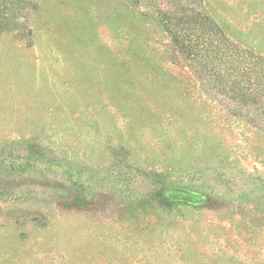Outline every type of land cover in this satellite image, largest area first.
I'll list each match as a JSON object with an SVG mask.
<instances>
[{
	"label": "rangeland",
	"instance_id": "rangeland-1",
	"mask_svg": "<svg viewBox=\"0 0 264 264\" xmlns=\"http://www.w3.org/2000/svg\"><path fill=\"white\" fill-rule=\"evenodd\" d=\"M220 61L264 85V0H0V264H264V115Z\"/></svg>",
	"mask_w": 264,
	"mask_h": 264
},
{
	"label": "trees",
	"instance_id": "trees-1",
	"mask_svg": "<svg viewBox=\"0 0 264 264\" xmlns=\"http://www.w3.org/2000/svg\"><path fill=\"white\" fill-rule=\"evenodd\" d=\"M163 14L167 23L183 21L193 24L207 23L212 29L217 28L216 25L213 28L212 22L208 17L185 7H180L173 12H164ZM173 43L177 49L184 54L189 52V47L185 45L180 38L174 37ZM228 64V66H225V63L220 61L215 65V72L213 74L208 75L203 71H200L199 74L202 78H205L207 83L211 84V89L216 91V95L222 96L225 102L228 100L233 104V108L229 107V111L232 115L243 116L254 126L261 127L262 125L256 117V112L261 109V113L264 115V85L260 86V84H258L256 86L253 84L255 85V89H252L249 85V81L239 76L235 77V74L231 73L230 70H236L234 66H232L233 63L230 61ZM223 66L225 67L222 68ZM253 73L258 75V71L253 70ZM215 76L216 78H214ZM258 77H260V81L262 79L264 81V72L262 75H258ZM228 78L230 82H228ZM152 195L161 208L164 210H169L171 208V202L164 199L161 192H156Z\"/></svg>",
	"mask_w": 264,
	"mask_h": 264
}]
</instances>
